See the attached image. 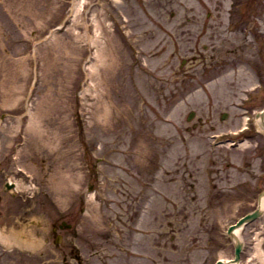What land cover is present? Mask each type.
Instances as JSON below:
<instances>
[{
    "label": "rangeland",
    "instance_id": "374dc122",
    "mask_svg": "<svg viewBox=\"0 0 264 264\" xmlns=\"http://www.w3.org/2000/svg\"><path fill=\"white\" fill-rule=\"evenodd\" d=\"M263 106L264 0H0V264L229 257L264 131L210 143ZM239 236L262 264L264 211Z\"/></svg>",
    "mask_w": 264,
    "mask_h": 264
},
{
    "label": "bare ground",
    "instance_id": "6f19581e",
    "mask_svg": "<svg viewBox=\"0 0 264 264\" xmlns=\"http://www.w3.org/2000/svg\"><path fill=\"white\" fill-rule=\"evenodd\" d=\"M79 5H81V3H79ZM77 8H79V7H77ZM94 24H95V30H96V32H95V39L94 40L97 41V37H99L98 38V41H99V39H100V35L99 34H100V31H101V24H100V21L98 19L94 21ZM102 41L103 40L100 39V43ZM100 48H97L98 49L97 51L100 52V50H101ZM94 65L95 64L93 63L92 66H94ZM259 119H261V118L259 117ZM259 119H256L255 120V124H261ZM263 121H264V114H263ZM263 207H264V193H263V197L261 199V206H260V208H263ZM235 232L238 233L239 230L237 229ZM0 240H3L6 245H10V244L13 243V245L17 246V248H19V249H22V248L24 249L25 247L26 248H30V247L35 246L34 245L35 244V241L28 240V239H24V238L20 237V235H18V232L15 231V230L12 231V234L11 235H7L5 232H3V231L0 230ZM256 244H257L256 254L258 255V257L262 261V264H264V251L261 248V246L259 247V240H258V242Z\"/></svg>",
    "mask_w": 264,
    "mask_h": 264
},
{
    "label": "flooded vegetation",
    "instance_id": "af4514ba",
    "mask_svg": "<svg viewBox=\"0 0 264 264\" xmlns=\"http://www.w3.org/2000/svg\"><path fill=\"white\" fill-rule=\"evenodd\" d=\"M72 223H70L69 221H67V222H61V223H52L51 224V229H52V233L54 234V231H55V229H57V227H62V228H60V230H71L72 229ZM55 239L53 238V241H54ZM70 246H68V247H70L69 248V251H70V256H71V254H72V256H75V258H76V263L77 264H87L88 263V261H85V260H83V259H80L79 258V254H78V250H75L71 245L72 244H69ZM72 247V248H71Z\"/></svg>",
    "mask_w": 264,
    "mask_h": 264
},
{
    "label": "water",
    "instance_id": "95a60500",
    "mask_svg": "<svg viewBox=\"0 0 264 264\" xmlns=\"http://www.w3.org/2000/svg\"><path fill=\"white\" fill-rule=\"evenodd\" d=\"M192 113H193V112H190V113H189L188 118L192 115ZM257 114H258V116H260V118L262 119V120L260 119V123L262 124V127L264 128V121H263L264 109H263L262 111L258 112ZM223 116H224V115H223ZM263 192H264V190L262 191V193H263ZM260 213H261L260 209L257 208L253 213L248 214V215H246L245 217H243V218L238 222V224L241 223V222L244 221V220L252 219V218H254L255 216L259 215ZM240 247H241V243H240V242H237V244H236V250H235L236 257H237L238 254H239Z\"/></svg>",
    "mask_w": 264,
    "mask_h": 264
}]
</instances>
